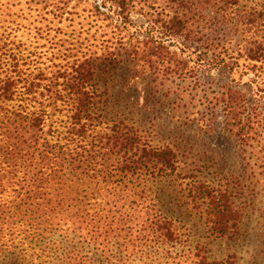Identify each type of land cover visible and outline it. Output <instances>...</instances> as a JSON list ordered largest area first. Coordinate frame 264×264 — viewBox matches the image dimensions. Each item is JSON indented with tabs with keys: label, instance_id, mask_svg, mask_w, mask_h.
<instances>
[{
	"label": "trees",
	"instance_id": "16d2710c",
	"mask_svg": "<svg viewBox=\"0 0 264 264\" xmlns=\"http://www.w3.org/2000/svg\"><path fill=\"white\" fill-rule=\"evenodd\" d=\"M81 1L94 31L56 30L45 58L11 43V32L0 36V264H223L160 212L158 193L173 187L222 238L243 216L231 185L186 173L170 144L110 115L95 72L128 61L187 82L242 66L249 85H264V0ZM67 2L35 5L62 18ZM252 95L264 103V89ZM208 101L264 184V105H248L235 89Z\"/></svg>",
	"mask_w": 264,
	"mask_h": 264
},
{
	"label": "rangeland",
	"instance_id": "374dc122",
	"mask_svg": "<svg viewBox=\"0 0 264 264\" xmlns=\"http://www.w3.org/2000/svg\"><path fill=\"white\" fill-rule=\"evenodd\" d=\"M35 2L0 0V36L11 32V43L25 53L45 55L56 30L60 36L81 33L82 37L87 30L88 36L94 31L89 29L94 23L87 18L89 3L68 0L64 16L54 18ZM134 19L140 21L137 16ZM247 72L240 66L233 76L212 70L200 71L187 82L167 81L128 61L107 68L100 65L95 72L96 88L106 93L110 115L145 130L153 144H170L186 173L213 183L229 182L243 216L238 232L222 238L206 231L198 217L179 202L173 187L163 185L158 193L160 212L183 225L189 242L200 245L209 261L223 264H264V184L257 177L254 159L230 135L220 114L212 117L208 109V100L223 89L240 90L248 105L263 106L262 96L255 99L252 89H264V85H249ZM208 121L214 130L211 134Z\"/></svg>",
	"mask_w": 264,
	"mask_h": 264
}]
</instances>
